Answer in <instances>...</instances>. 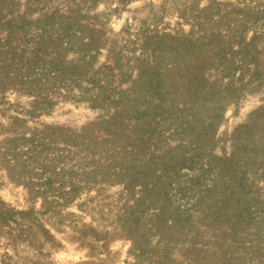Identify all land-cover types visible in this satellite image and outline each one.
Returning a JSON list of instances; mask_svg holds the SVG:
<instances>
[{"label":"rangeland","instance_id":"obj_1","mask_svg":"<svg viewBox=\"0 0 264 264\" xmlns=\"http://www.w3.org/2000/svg\"><path fill=\"white\" fill-rule=\"evenodd\" d=\"M0 264H264V0H0Z\"/></svg>","mask_w":264,"mask_h":264}]
</instances>
